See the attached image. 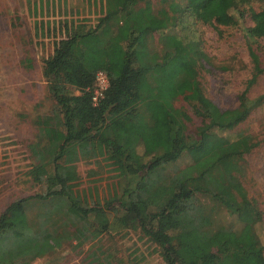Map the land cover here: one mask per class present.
<instances>
[{"label": "trees", "instance_id": "trees-1", "mask_svg": "<svg viewBox=\"0 0 264 264\" xmlns=\"http://www.w3.org/2000/svg\"><path fill=\"white\" fill-rule=\"evenodd\" d=\"M157 3L154 11L151 0H103L95 24H64V36L42 60L51 107L33 121L26 172L41 192L0 213V264H27L111 230L153 238L163 264H258L264 244L256 226L263 216L240 181L244 156L258 141L244 131L216 137L233 132L264 102V92L248 97L264 74L257 55L264 8L248 10L251 26L240 25L251 75L236 107L220 110L199 83L203 63L195 43L165 31L153 50L146 37L158 25L170 31L183 19L237 25L249 0ZM97 71L108 87L93 105ZM191 117L199 124L189 133ZM77 149L97 150L109 162L118 189L101 203H88L74 190L67 163ZM182 155L191 164L173 169ZM85 260L110 264L98 247Z\"/></svg>", "mask_w": 264, "mask_h": 264}, {"label": "rangeland", "instance_id": "rangeland-1", "mask_svg": "<svg viewBox=\"0 0 264 264\" xmlns=\"http://www.w3.org/2000/svg\"><path fill=\"white\" fill-rule=\"evenodd\" d=\"M151 4L154 11L159 9L157 0H151ZM262 8L264 0H249L248 5L242 6V22L231 27H216L189 19H183L170 31L158 25L146 37L147 44L157 50L159 37L165 31L195 43L197 52L202 55L198 60L203 63L198 79L205 97L220 110L233 109L251 75L240 25L251 26L248 10ZM102 12L103 0H0V213L12 201L41 192V186L26 172L31 164L28 145L35 141L33 121L48 115L51 107L41 77L42 60L51 53L53 42L64 36V24L84 21L93 25ZM257 55L263 63V39L257 41ZM263 92L264 74L250 87L248 97L254 98ZM198 124L199 121L191 117L188 132H193ZM238 131L258 141L244 156L240 181L262 213L263 220L256 226V232L264 244V102L233 132L216 139L231 138ZM188 164H191L188 157L182 155L172 167L178 169ZM67 167L72 172L74 190L88 203H101L118 189L109 162L97 150H75ZM95 247L107 255L110 264H163L153 238L130 230L108 231L80 247L72 242L27 264H86L88 251ZM263 263L264 253L258 259V264Z\"/></svg>", "mask_w": 264, "mask_h": 264}, {"label": "built area", "instance_id": "built-area-1", "mask_svg": "<svg viewBox=\"0 0 264 264\" xmlns=\"http://www.w3.org/2000/svg\"><path fill=\"white\" fill-rule=\"evenodd\" d=\"M93 85L91 102L93 105H96L103 98L104 92L107 90L108 79L106 75L101 71H97L94 74Z\"/></svg>", "mask_w": 264, "mask_h": 264}]
</instances>
